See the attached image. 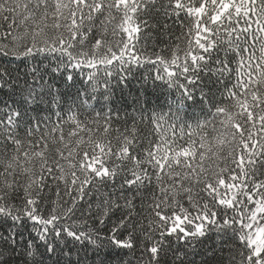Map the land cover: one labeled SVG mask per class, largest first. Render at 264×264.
I'll return each mask as SVG.
<instances>
[{
  "label": "snow or ice",
  "instance_id": "1",
  "mask_svg": "<svg viewBox=\"0 0 264 264\" xmlns=\"http://www.w3.org/2000/svg\"><path fill=\"white\" fill-rule=\"evenodd\" d=\"M0 264H264V0H0Z\"/></svg>",
  "mask_w": 264,
  "mask_h": 264
},
{
  "label": "trees",
  "instance_id": "2",
  "mask_svg": "<svg viewBox=\"0 0 264 264\" xmlns=\"http://www.w3.org/2000/svg\"><path fill=\"white\" fill-rule=\"evenodd\" d=\"M175 35H179V28L178 26H173L171 32L165 31L160 34L157 38H155L151 42V46L148 49L149 53L156 52L161 55H167L166 51H162L166 48L167 45H171L175 42ZM154 58V57H153ZM146 68L148 66H145ZM147 73L144 71H138L136 79L132 81L131 84L124 90V97L127 100V106L125 110L120 112V119L121 121L127 120L129 124L132 123L131 118H135L136 126L141 129L145 134H150L152 131L151 121L149 119L150 114L153 110L159 111V105L164 103L165 95L168 96L169 99H173L174 97L171 95L170 91L165 93V90H156V95H153V87L151 81L149 80L146 84H143L140 77L146 75ZM159 83V82H158ZM78 87L80 85H77ZM137 95L140 96H148L151 99V103L147 105V110L141 112L139 110L140 106L137 105L134 100ZM157 96H159V100H157ZM167 111V109H163ZM47 115V114H46ZM56 119L55 116L52 117ZM119 126V125H118ZM151 138V137H150ZM52 195V194H50ZM52 198L55 199L54 195ZM213 240H216V237H213ZM212 241H206V244H211ZM219 241H217V244ZM126 259H131V256H127Z\"/></svg>",
  "mask_w": 264,
  "mask_h": 264
}]
</instances>
